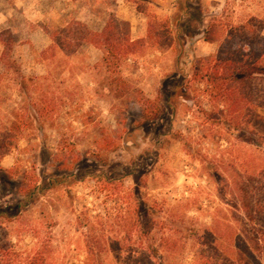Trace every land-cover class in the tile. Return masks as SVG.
<instances>
[{"label": "rangeland", "instance_id": "rangeland-1", "mask_svg": "<svg viewBox=\"0 0 264 264\" xmlns=\"http://www.w3.org/2000/svg\"><path fill=\"white\" fill-rule=\"evenodd\" d=\"M219 16L229 28L251 24L264 33V0H0V133L15 122L25 129L14 132V148L2 161L13 171L0 181V208L17 204L26 177L52 184L17 220L6 223L5 241L30 249L48 246L55 264L83 260L87 229L79 225L80 212L84 206L100 209L104 194L96 180L64 183L71 173L64 167L68 162L75 173L133 174L126 185L136 179L142 194L156 199L158 218L165 223L160 232L177 241L156 263H219L210 244L202 245L204 233L191 237L189 230L210 225L231 198L222 199L218 184L208 177L209 160L216 156L211 142L202 130L196 129L194 138L188 133L205 121L203 112L209 108L207 99L200 104L191 100L190 68L216 54L218 43H207L204 33ZM113 17L127 24L133 40L149 42L150 27L163 33L167 26L174 40L150 41L118 60L107 49L86 43L71 53L52 48L50 34L66 29L80 37L83 29L76 23L101 32ZM177 84L170 105L166 97ZM203 125L206 132L209 125ZM232 140L238 148L222 157L223 182L241 174L249 156L254 164L264 157V147ZM112 143L115 151L106 154L105 146ZM102 152L101 161L97 156ZM182 198L210 201L214 212L200 215ZM112 214L111 223L120 220L121 213ZM107 234L124 235L116 227ZM133 254L106 252L103 264H145Z\"/></svg>", "mask_w": 264, "mask_h": 264}, {"label": "trees", "instance_id": "trees-1", "mask_svg": "<svg viewBox=\"0 0 264 264\" xmlns=\"http://www.w3.org/2000/svg\"><path fill=\"white\" fill-rule=\"evenodd\" d=\"M76 25L83 29L82 36H73L66 29L59 30L50 34L54 45L52 48L58 47L65 53H71L86 43L107 49L108 55L118 60L128 58L139 47L150 45V41H160L162 38L169 42L174 40L168 26L163 33L150 27L149 42L145 39L133 40L127 24L115 17L110 19L101 32H93L82 23ZM251 26L248 24L245 27L229 28L224 17L214 18L204 33V40L207 43H218V50L215 55L198 59L190 68L194 76L189 81V89L192 88L195 92L191 100L200 104L207 99L209 108L203 112L206 119L195 117L198 122L201 119L205 121L196 124V127H190L188 133L190 138H194L196 129L202 130L204 137L211 142L216 156L209 160L208 177L218 184L222 199L231 198L230 203L224 204L228 208L218 210L210 225L199 228L193 225L189 230L191 237H198L203 232L202 245L210 244L220 256L219 263L208 264H264V157L254 164L255 158L249 156L241 164L243 172L225 182L222 173V157L231 155L233 149L238 148V144L233 143L234 137L248 146L264 147V33ZM177 87L178 84L174 88V94L166 97L169 104L179 90ZM172 113L177 117L179 109L175 107ZM15 119L17 121L18 117ZM219 119L221 123H212ZM16 123L0 133V181L13 171L3 167L2 161L14 148V132L25 130ZM203 124L209 125L206 132L202 129ZM116 147L113 143L108 144L103 151L107 154L115 151ZM102 154L103 152L97 156L101 161L104 159ZM67 163L64 167L71 170V173L65 176L64 183L72 185L96 180L100 185L99 192L104 194L100 209L84 206V211L80 212L79 225L87 229L86 253L83 260L75 264H103L104 253L127 250L132 254L140 250V253L133 255L135 259L136 256L142 259V263L161 264L155 261L158 259L161 262L164 252L173 250L177 241L161 234L165 223L158 218L156 199L146 198L136 179L133 186L126 185L127 179L133 174H107L92 172L90 169L75 173L72 172L75 166ZM52 183L56 185L59 182ZM51 185L40 184L38 176H32L29 180L26 177L19 188L20 199L17 204L0 208V264H55L54 255L50 253L48 246L40 245L30 249L21 242L4 240L7 234L6 223L17 220L26 207L43 195ZM179 201H186L191 209L203 216L214 212L210 201L208 204H204L202 200L190 202L189 198ZM112 212L121 213L120 220L116 223H111L109 218L113 215ZM189 219L193 222V218ZM115 227L124 235L107 234ZM97 230L103 234H98Z\"/></svg>", "mask_w": 264, "mask_h": 264}]
</instances>
